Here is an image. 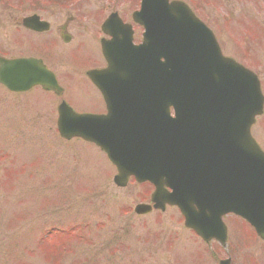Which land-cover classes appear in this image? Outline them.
I'll use <instances>...</instances> for the list:
<instances>
[{
	"label": "water",
	"instance_id": "1",
	"mask_svg": "<svg viewBox=\"0 0 264 264\" xmlns=\"http://www.w3.org/2000/svg\"><path fill=\"white\" fill-rule=\"evenodd\" d=\"M159 1L162 5L155 14H160L161 23L168 24L161 30L168 39L164 49H149L148 45L134 48L128 38L129 48L142 55L149 49V54L145 55L150 59L144 65L142 61L125 60L119 53L120 64L114 69V53L107 50V46H114V40L111 44L103 42L109 68L92 71L89 77L102 92L108 115H78L62 104L58 120L60 136L66 140L82 138L106 152L118 171L114 179L117 186L126 187L131 175L139 182L153 183L157 188L152 198L154 208L163 211L166 204L175 206L182 202L184 197L181 198V194L190 184L176 175L179 168L185 172L186 168L196 167L198 170L206 164L202 163V156L206 160L215 153L208 163L212 178L201 176L199 179L200 184H205L214 195L201 205L196 203L201 211L208 212L204 215L196 212L193 203L186 209L181 207L186 227L194 229L204 239L214 236L225 245L226 230L221 216L233 212L249 221L264 239V153L250 134L256 116L263 114L264 98L258 79L233 60L224 58L212 33L182 4L168 5V0ZM149 4L148 1L146 8ZM143 12L146 21H149V14V19L155 20L151 6L150 13L149 9ZM182 24L185 26L181 27ZM196 26L199 31L194 35ZM104 30L108 33L105 27ZM116 44L119 45L117 40ZM161 58L165 59L164 63ZM0 70V82L11 90L27 91L40 85L46 91L53 90L59 94L54 76L38 61L7 62L0 59ZM4 70L13 75H6ZM114 77H118L115 85ZM146 95L154 96L156 103L166 102L168 105L164 111L167 112L171 105L177 111V118L167 121L163 128L167 134L165 145L156 149H148L144 137L160 128L146 125L148 121L144 116L120 117L114 113V106L121 103L120 99H115L116 96L127 99L129 96ZM198 97L209 99L206 101L209 106H204L201 114ZM157 111L156 106H152L149 116ZM207 113L210 118H207ZM183 120L187 123L183 124ZM171 121H178L179 131ZM187 179L191 181V176L188 175ZM197 183L198 179H195L194 184ZM167 185L175 190L173 194L164 190ZM135 211L145 215L152 208L139 205ZM221 264H230V260Z\"/></svg>",
	"mask_w": 264,
	"mask_h": 264
},
{
	"label": "rangeland",
	"instance_id": "2",
	"mask_svg": "<svg viewBox=\"0 0 264 264\" xmlns=\"http://www.w3.org/2000/svg\"><path fill=\"white\" fill-rule=\"evenodd\" d=\"M17 11L18 16L25 14ZM7 13L0 5V21ZM12 24L8 20L7 42L0 29L2 50L11 57L36 55L11 45L21 35ZM81 34L73 30L77 43ZM223 48L226 56L244 60V55ZM252 56L258 65L252 70L259 74L264 92V53ZM89 68L76 65L69 76L88 82ZM76 87H67L66 102L82 112L94 111L77 106ZM59 103L40 91L15 97L0 87V264H220L226 259L231 264H264V242L233 217L226 218L229 238L223 248L193 236L176 209L134 214L137 205L150 204L152 186L131 183L117 188L116 170L96 148L60 141ZM252 134L264 150V114ZM71 228L76 236L60 235L53 241L62 243L63 250L38 243L51 229Z\"/></svg>",
	"mask_w": 264,
	"mask_h": 264
},
{
	"label": "flooded vegetation",
	"instance_id": "3",
	"mask_svg": "<svg viewBox=\"0 0 264 264\" xmlns=\"http://www.w3.org/2000/svg\"><path fill=\"white\" fill-rule=\"evenodd\" d=\"M172 1L188 5L195 16L214 32L222 47L228 46L230 52L244 55V62L251 68L258 67L256 57L252 55L264 53V34L260 31L262 23L264 24V0H170ZM0 2L3 11L8 12L4 14L6 20L0 21V29L5 34L6 42L8 20H11L13 24L10 27L22 35L15 37L11 45L25 50V53L34 52L36 55L28 57L42 60L55 73L64 89L60 100L67 95V87L70 85L76 87L78 83L81 88L76 87L79 94L76 104L84 108L97 109L90 113H103L105 108L102 107L97 89L89 80L87 82L70 78L68 71L71 65L77 62L82 64L89 62L93 65L92 69H98L102 58L101 43L104 39L102 26L112 14L117 13L124 23L132 26L135 43L139 44L144 29L134 23L133 16L140 9L141 0H0ZM17 9L24 11L25 14L18 16ZM128 10L131 11L130 16ZM103 14H107L106 18ZM91 26L94 28L90 29ZM73 30H77L79 34L84 32L78 43ZM1 46L0 44L1 56L11 58ZM92 49L98 51V55L92 54ZM55 69L59 74L54 71Z\"/></svg>",
	"mask_w": 264,
	"mask_h": 264
},
{
	"label": "bare ground",
	"instance_id": "4",
	"mask_svg": "<svg viewBox=\"0 0 264 264\" xmlns=\"http://www.w3.org/2000/svg\"><path fill=\"white\" fill-rule=\"evenodd\" d=\"M74 65V64H73Z\"/></svg>",
	"mask_w": 264,
	"mask_h": 264
}]
</instances>
